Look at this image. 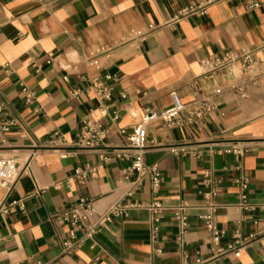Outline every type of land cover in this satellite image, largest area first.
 <instances>
[{
  "label": "crops",
  "instance_id": "crops-1",
  "mask_svg": "<svg viewBox=\"0 0 264 264\" xmlns=\"http://www.w3.org/2000/svg\"><path fill=\"white\" fill-rule=\"evenodd\" d=\"M257 1L255 10L242 0L216 2L203 16L175 22L181 10L203 0H0V125L14 123L0 132V155L13 157L25 170L8 196L0 188L4 206L21 205L0 214V264H195L197 259L251 264L264 258V0ZM241 50L254 51L250 75L259 77L244 97L224 92L219 114L198 126L167 129L154 123L148 128L152 145L144 163L161 173L157 198L166 209L158 242L151 243L152 216L141 208L101 231L96 246L86 242L63 255L60 242L67 228L54 217L81 198L92 199L102 214L126 185L127 164L101 161V151L60 157L71 151L84 116L100 105L91 82L113 89L109 105L119 119L103 122L108 128L104 144L117 149L125 143L119 130L130 132L147 111L168 108L170 92L190 101L188 86L200 73L201 59ZM236 75L225 69L214 79L224 86ZM54 134L64 144L52 143ZM172 146L185 148V155L170 154ZM233 147L246 153H224ZM86 167L94 172L75 182V171ZM207 178L220 188L215 199L217 227L224 232L220 246L231 243L236 232L255 236L239 258H212L210 236L198 219L203 212L197 192ZM239 178L248 180L250 211L237 208ZM152 199L146 178L129 202L145 206ZM181 202L190 206L182 244L173 218Z\"/></svg>",
  "mask_w": 264,
  "mask_h": 264
},
{
  "label": "built area",
  "instance_id": "built-area-1",
  "mask_svg": "<svg viewBox=\"0 0 264 264\" xmlns=\"http://www.w3.org/2000/svg\"><path fill=\"white\" fill-rule=\"evenodd\" d=\"M220 1L233 0H203L201 4H191L187 8L181 10L173 21L177 22L181 18L187 16H203L207 13L208 6ZM247 3L249 10H255L260 7L257 0H242ZM153 28L150 26L149 30ZM50 62H48L49 64ZM254 51L241 50L239 52H225L222 55L209 56L199 61V75L189 84L188 93L190 101L183 103L176 92H170L169 97L171 105L162 110L147 111L141 116L130 130L126 132L120 129L119 134L125 137V143L117 149H109L104 144L108 134V128L103 122L109 120L111 124L118 121L116 112L111 111L109 103L112 98L113 89L102 82L93 81L90 84V90L95 98L100 102L97 108L91 110L81 122L79 134L75 142L72 144L71 151H63L60 156L66 159L76 156L81 152H99L101 161H109L112 158L120 160L127 164L123 170V179L126 182L125 190L121 197L114 202L105 212L98 214L92 199L81 198L75 205L61 211L54 217V222L62 227L67 228V238L60 242L61 253L63 255H71L78 250L86 242H91L92 246H96V237L103 231L107 230L113 221L126 218L131 210L145 209L151 216L150 240L156 244L159 239L160 216L166 211L161 201L157 198L161 188L162 176L157 166H149L144 163V156L149 150L147 142L148 128L154 123H160L164 128L171 129L176 127L198 126L206 118H210L215 114H219L220 104L219 97L224 92L233 93L240 97L245 96V90L249 85L255 84L259 77L251 76L250 72L255 65ZM231 69L238 71V76L226 85H218L214 79L219 72ZM110 79V78H107ZM210 84V87H206ZM25 93V102L32 103V97L23 89ZM3 112L0 106V114ZM14 125L13 122H7L0 125V132H8L9 128ZM61 142L64 144L63 138L58 134L53 135V142ZM170 154L174 156H184L185 148L172 146L168 148ZM226 154L242 156L246 150L239 147H233L224 151ZM94 172L93 169L84 168L75 171V182L83 183L86 176ZM25 174V170H21L17 161L13 157H4L0 155V188L5 191L6 196L9 195L17 181ZM135 174L136 178L130 180V175ZM149 180L151 194L153 199L145 206L129 202L138 189L142 186L145 179ZM239 188L237 208L241 211H250L252 208L247 202L248 180L239 178L236 180ZM220 193V188L212 180L207 178L204 181L203 189L197 192L200 199V210L202 214L198 216L202 222L205 231L210 236L211 255L212 258H220L226 255H233L239 258L241 251L246 245L251 243L255 236L242 238L237 232L234 240L226 244L225 247L220 246V241L224 237V232L217 227L216 217L219 206L216 205L215 199ZM17 203L4 206L3 201L0 202V214H8L13 212L21 205ZM190 206L187 202H181L173 210V218L178 231V241L183 243L182 237L189 229L188 210ZM156 255H160L161 251L156 250ZM31 264H52L41 263L38 261ZM195 264H204L200 259ZM264 264V258L259 263Z\"/></svg>",
  "mask_w": 264,
  "mask_h": 264
}]
</instances>
